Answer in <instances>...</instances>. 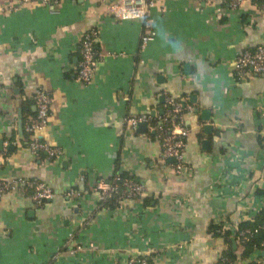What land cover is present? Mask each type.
<instances>
[{
  "label": "crops",
  "instance_id": "1",
  "mask_svg": "<svg viewBox=\"0 0 264 264\" xmlns=\"http://www.w3.org/2000/svg\"><path fill=\"white\" fill-rule=\"evenodd\" d=\"M115 2L0 0V181L37 180L54 193L41 206L29 189L3 197L0 264H220L230 247L234 264L256 263L264 251L248 256L211 229L264 211V74L239 80L235 69L241 53L264 47V9L155 0L146 20H119L108 12ZM146 26L154 38L143 47ZM91 30L101 61L84 83L79 44ZM39 89L53 95L37 133L62 152L51 159L25 143ZM167 98L195 110L184 117L182 173L157 131L127 123L161 117ZM117 174L144 194L101 202L97 182Z\"/></svg>",
  "mask_w": 264,
  "mask_h": 264
},
{
  "label": "built area",
  "instance_id": "2",
  "mask_svg": "<svg viewBox=\"0 0 264 264\" xmlns=\"http://www.w3.org/2000/svg\"><path fill=\"white\" fill-rule=\"evenodd\" d=\"M246 1L257 2V0H230L229 7L232 10L239 11ZM55 4L49 3V10L53 13L56 12ZM259 6L264 9V3ZM154 7L155 0H116L112 6L108 7V12L119 20H146ZM146 27L147 32L143 36V47L154 38V33L150 30V27ZM98 38V32L91 30L84 34L79 44L80 63L77 77L84 83L91 81L98 63L101 61V56L96 46ZM235 69L239 80L249 73L263 75L264 47L261 46L255 50H247L241 53L236 60ZM52 100L53 95L51 92L42 89L37 90L34 95L37 114L33 119L27 120L24 124L25 143L31 153L38 158L47 156L51 159L62 155V152L58 148L49 146L37 136V133L48 123ZM194 111V108L188 104L167 98L165 112L161 117L155 118L150 115H141L129 118L127 123L134 128L145 124L151 130L157 131L165 158L174 160V169L177 173H182L185 169L184 151L190 132L184 127V117L187 114H192ZM22 189L32 191V198L37 206L43 205L44 202L50 201L54 197L53 191L45 184L37 180L29 181L18 178L11 181H0V202L7 193ZM94 191L101 202H106L109 199H117L119 201L139 198L144 194L145 188L134 180L117 174L109 180H99ZM75 193L74 190H70V195H74ZM254 233L251 230H245L242 232V239L247 241ZM77 251H79V248L71 252L74 254ZM223 262L226 263L227 260H223ZM256 263L264 264V258ZM131 264L151 263L146 257H141L132 261Z\"/></svg>",
  "mask_w": 264,
  "mask_h": 264
},
{
  "label": "trees",
  "instance_id": "3",
  "mask_svg": "<svg viewBox=\"0 0 264 264\" xmlns=\"http://www.w3.org/2000/svg\"><path fill=\"white\" fill-rule=\"evenodd\" d=\"M256 3L259 5L263 4L264 0H257ZM120 175L122 177H125V175L123 174ZM259 195H263V192H260ZM245 230H251L255 232L253 236L250 237L249 240L247 241H244L241 236L242 232H244ZM211 233L215 237H221L225 239L229 247L231 246L233 240L237 241L243 247V249H245L246 251L245 254L248 256L256 251H264V211H260L258 213V218L256 219L255 222H244L241 223L238 227L232 226L227 228L223 223L214 224L212 226ZM146 258L148 259V257ZM235 259L236 256L230 247L227 253H225V255L223 256L220 264H234ZM223 260H227V262L224 263ZM149 262L152 264L151 259L149 260ZM252 264H257V263H252Z\"/></svg>",
  "mask_w": 264,
  "mask_h": 264
},
{
  "label": "water",
  "instance_id": "4",
  "mask_svg": "<svg viewBox=\"0 0 264 264\" xmlns=\"http://www.w3.org/2000/svg\"><path fill=\"white\" fill-rule=\"evenodd\" d=\"M3 142L0 140V150L2 149V147H1V144H2Z\"/></svg>",
  "mask_w": 264,
  "mask_h": 264
}]
</instances>
